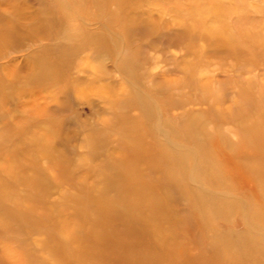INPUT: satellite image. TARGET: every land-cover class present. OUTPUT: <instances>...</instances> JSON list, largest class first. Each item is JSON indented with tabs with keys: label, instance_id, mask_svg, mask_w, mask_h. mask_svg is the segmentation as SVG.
Returning a JSON list of instances; mask_svg holds the SVG:
<instances>
[{
	"label": "rangeland",
	"instance_id": "obj_1",
	"mask_svg": "<svg viewBox=\"0 0 264 264\" xmlns=\"http://www.w3.org/2000/svg\"><path fill=\"white\" fill-rule=\"evenodd\" d=\"M0 264H264V0H0Z\"/></svg>",
	"mask_w": 264,
	"mask_h": 264
},
{
	"label": "bare ground",
	"instance_id": "obj_2",
	"mask_svg": "<svg viewBox=\"0 0 264 264\" xmlns=\"http://www.w3.org/2000/svg\"><path fill=\"white\" fill-rule=\"evenodd\" d=\"M7 36L9 37V32L4 30L3 28H0V40L8 39Z\"/></svg>",
	"mask_w": 264,
	"mask_h": 264
}]
</instances>
